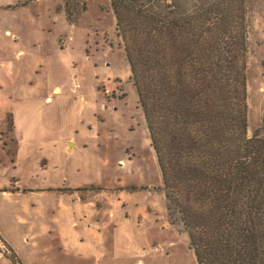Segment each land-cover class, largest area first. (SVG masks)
I'll use <instances>...</instances> for the list:
<instances>
[{
	"label": "rangeland",
	"instance_id": "obj_1",
	"mask_svg": "<svg viewBox=\"0 0 264 264\" xmlns=\"http://www.w3.org/2000/svg\"><path fill=\"white\" fill-rule=\"evenodd\" d=\"M5 1L22 5L0 9V27L19 29L28 55L13 59V96L6 94L12 134L0 109V264H197L187 233L168 218L109 0H76L73 25L65 0ZM248 10L251 137L264 117V0H248ZM2 76L11 86L12 77ZM74 194L112 211L103 218L111 221L113 259L95 262L63 245L69 221L62 209L78 205Z\"/></svg>",
	"mask_w": 264,
	"mask_h": 264
},
{
	"label": "trees",
	"instance_id": "obj_2",
	"mask_svg": "<svg viewBox=\"0 0 264 264\" xmlns=\"http://www.w3.org/2000/svg\"><path fill=\"white\" fill-rule=\"evenodd\" d=\"M109 2L170 223L197 264H264V117L249 137L248 0ZM64 10L75 24L76 0Z\"/></svg>",
	"mask_w": 264,
	"mask_h": 264
},
{
	"label": "crops",
	"instance_id": "obj_3",
	"mask_svg": "<svg viewBox=\"0 0 264 264\" xmlns=\"http://www.w3.org/2000/svg\"><path fill=\"white\" fill-rule=\"evenodd\" d=\"M19 5H22L20 2L17 4L12 1H5L0 3V9L10 10L18 8ZM62 38H60L61 41ZM21 40V34L19 29H15L11 24L0 27V49L3 53L0 54V109L2 107V116L8 117V106L6 94L10 93L11 97L13 96V87L14 83V67L15 62L13 59L15 57H21L28 55V52L19 47V42ZM13 41V43H12ZM59 41V43H60ZM40 43V42H39ZM36 46V44H35ZM30 53V52H29ZM33 57V54H29ZM46 62L50 61V58L47 56L45 58ZM38 69L44 68V63H38ZM8 80L9 77H12V84L9 85L8 81L2 79L3 76ZM10 80V78H9ZM11 81V80H10ZM61 90L58 86L52 89V93H60ZM46 100L49 101L50 98L46 97ZM12 116V115H11ZM13 118V117H12ZM8 134H12V131H8ZM13 139V137H11ZM75 142L74 140H70ZM12 147H15L14 139L11 141ZM72 148L75 144L70 143ZM19 192H22L19 190ZM8 196L11 195L10 192L6 193ZM72 203L79 202L73 210L64 207L62 209L63 214L66 215L68 219V225L62 229L60 237L63 240V245L65 247L74 246L79 253H85L87 256L94 258L95 262H100L102 260L113 259L114 253L111 250V241L112 236L107 232L108 228L111 226V221H104L108 214L111 216L112 211L107 214V210L98 209L94 200L89 198L84 201L79 197L78 194H74L71 197ZM111 201L109 202V204ZM115 207V205H114ZM100 216H102L100 218ZM81 256V255H79Z\"/></svg>",
	"mask_w": 264,
	"mask_h": 264
}]
</instances>
